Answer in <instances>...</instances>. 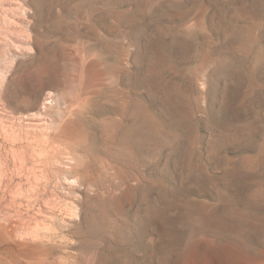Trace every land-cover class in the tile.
<instances>
[{"label": "rangeland", "instance_id": "1", "mask_svg": "<svg viewBox=\"0 0 264 264\" xmlns=\"http://www.w3.org/2000/svg\"><path fill=\"white\" fill-rule=\"evenodd\" d=\"M0 135V200L87 198L51 264H226L205 239L231 230L264 250V0H0Z\"/></svg>", "mask_w": 264, "mask_h": 264}, {"label": "bare ground", "instance_id": "2", "mask_svg": "<svg viewBox=\"0 0 264 264\" xmlns=\"http://www.w3.org/2000/svg\"><path fill=\"white\" fill-rule=\"evenodd\" d=\"M151 9V8H150ZM220 59V58H219ZM255 88V87H254ZM253 90V89H252ZM259 92V91H258ZM253 93V92H251ZM58 102V101H57ZM3 106V105H2ZM31 106V105H30ZM2 108V107H1ZM28 108V107H27ZM32 108V107H31ZM26 109V108H25ZM44 110V109H43ZM65 111V110H64ZM48 112V111H46ZM41 113V111L38 110V112H32L29 113L26 117L27 118H34L37 117V115H39ZM50 114V113H49ZM45 115V114H44ZM62 115V114H61ZM60 115V116H61ZM52 116V115H51ZM62 117V116H61ZM19 118V117H18ZM54 118V117H53ZM55 119V118H54ZM28 120V119H27ZM30 120V119H29ZM24 122V121H23ZM53 122V121H52ZM55 122V121H54ZM57 122V121H56ZM53 123V124H57V123ZM59 122V121H58ZM29 123V122H28ZM19 124V123H18ZM16 125V124H15ZM26 126V125H25ZM29 126V125H28ZM34 126V125H33ZM56 127V126H55ZM59 127V126H58ZM31 128V127H30ZM61 128V126H60ZM53 129V128H52ZM51 129V130H52ZM55 129V128H54ZM53 129V131H54ZM14 130V129H13ZM21 130V129H20ZM31 130V129H30ZM50 130V129H49ZM6 131H9L6 129ZM5 131V132H6ZM42 131V130H41ZM12 132V130H11ZM19 132V131H17ZM21 132V131H20ZM22 133V132H21ZM47 133V132H46ZM54 133V132H52ZM69 133V131H68ZM23 134V133H22ZM30 134V133H29ZM42 134V133H41ZM4 135V134H1ZM0 135V136H1ZM11 135V134H9ZM17 135V134H16ZM26 135V134H25ZM56 135V134H55ZM66 135V127L63 126L59 136V139L57 140L54 136L53 139L55 138L56 140L53 141V139H51L52 144L56 141V145H58L61 140L60 139H64ZM7 136V135H6ZM37 136V135H36ZM35 136V137H36ZM68 136V135H67ZM83 136V134H82ZM5 137V136H4ZM20 137V136H19ZM28 137V136H27ZM38 137V136H37ZM43 137L42 139H44L45 136H41ZM40 137V139H41ZM48 137V135H47ZM2 138V137H0ZM6 138V137H5ZM8 138V136H7ZM46 138V137H45ZM24 139V138H21ZM21 139H18V142L21 141ZM32 139V138H31ZM37 138H35L34 140L36 141ZM47 139V138H46ZM5 140V139H4ZM10 140V139H9ZM8 140V141H9ZM20 140V141H19ZM33 140V141H34ZM50 140V139H49ZM60 140V141H59ZM213 140V139H211ZM7 141V142H8ZM31 141V140H30ZM34 141V142H35ZM48 141V140H47ZM46 143H49L47 142ZM17 142V144H18ZM23 142V141H22ZM28 142V141H27ZM38 142V141H37ZM44 143V140L41 141ZM16 142H14L15 144ZM30 143V142H29ZM212 143V144H211ZM211 145L212 146H217V142L216 140L211 141ZM28 144V143H27ZM25 144V145H27ZM33 143L31 142L30 145H32ZM11 145V144H10ZM13 145V144H12ZM40 145V144H39ZM56 145H53L56 147ZM210 145V146H211ZM6 146V145H5ZM29 146V145H28ZM51 146V145H50ZM70 146V145H69ZM215 146V147H216ZM30 147V146H29ZM27 147V148H29ZM34 147V146H33ZM46 149H48V146H45ZM43 147V149H44ZM24 148V147H23ZM26 148V147H25ZM32 148V147H31ZM40 150L41 147L39 146ZM51 148V147H49ZM54 148V147H53ZM62 147H60L61 149ZM214 148V147H212ZM217 148V147H216ZM59 149V151H60ZM72 149V148H71ZM12 150V148H11ZM23 152L25 151L24 149H22ZM31 149H28V151ZM63 150V149H62ZM7 151V150H6ZM27 151V150H26ZM33 151V150H32ZM35 153H40L44 155H48L50 154V152H47L44 154L41 153V151L38 152V149L35 150ZM51 151V149L49 150ZM22 152V153H23ZM62 152V151H61ZM12 153V152H11ZM10 153V155H11ZM34 153L33 157L36 155ZM60 153V152H58ZM261 153V152H260ZM264 153V151L262 152ZM29 154V153H28ZM64 154V153H63ZM61 153V155H56L52 156L51 160H54L56 162H61L62 158L64 159L65 156ZM4 155V154H3ZM45 155V156H46ZM264 155V154H263ZM21 156V155H20ZM40 156V155H37ZM60 156L62 158H60ZM23 157V156H22ZM26 157V155L24 156ZM67 157V155H66ZM68 157H71L70 155ZM67 157V158H68ZM73 157V156H72ZM36 158V156H35ZM66 158V159H67ZM74 158V157H73ZM72 158V159H73ZM24 159V158H23ZM32 161L35 160L34 158H31ZM37 159V158H36ZM48 159V160H49ZM65 159V160H66ZM77 159V158H76ZM18 160V159H17ZM27 160V159H26ZM49 160V161H51ZM71 160L70 159H67ZM25 161V160H24ZM40 161H41V157H40ZM44 161V159H43ZM75 161V160H72ZM259 161L258 159H255L253 161V164H256ZM28 162V161H27ZM38 162V161H36ZM63 162V161H62ZM61 162V163H62ZM35 163V161L33 162ZM32 163L33 166H36ZM54 164V162H52ZM57 163V164H58ZM59 163V164H61ZM64 163V162H63ZM75 162H72V164ZM38 164V163H35ZM40 164V163H39ZM65 164V163H64ZM62 164V165H64ZM68 164V163H67ZM252 164V163H251ZM23 164H20V166ZM28 165V164H27ZM26 165V166H27ZM49 165V163H48ZM1 166V165H0ZM16 166V165H15ZM40 166V165H39ZM58 166V165H57ZM66 166V165H65ZM18 167V166H17ZM47 167V166H46ZM49 167V166H48ZM54 167V166H53ZM257 167V166H256ZM25 168V166H24ZM68 168H70L68 166ZM73 168V167H72ZM75 168V166H74ZM77 168V167H76ZM19 169V168H18ZM33 169V168H32ZM32 169H31V173L28 172V174H34L36 175V170L34 173H32ZM35 169V168H34ZM53 169V168H52ZM55 169V168H54ZM53 169V170H54ZM65 169V168H64ZM71 169V168H70ZM194 169L196 171H201V166L200 165H194ZM13 170V169H12ZM20 170V169H19ZM24 170V169H23ZM49 170V169H48ZM60 170V169H58ZM28 171V170H26ZM30 171V170H29ZM39 171V170H38ZM42 171V170H40ZM56 171V170H55ZM70 171V170H69ZM69 171H65V173L63 174L64 181H69V182H76V186L77 185L79 187H84L83 184L80 183V180L78 182V178L73 180L72 177H69L68 172ZM12 172V171H11ZM23 172V171H22ZM46 172V171H45ZM57 172V171H56ZM55 172V174H56ZM62 172V171H61ZM71 172V171H70ZM76 172V171H75ZM79 172V171H78ZM77 172V174H78ZM199 173V172H198ZM48 174V173H47ZM22 174H20L21 176ZM24 175V174H23ZM76 175V174H75ZM27 176V175H26ZM32 178L37 177L40 178V184L41 181L45 182V180H47L49 177H45V179L41 180V178L43 177H38V176H34L31 175ZM42 176H44L42 174ZM80 176V174H79ZM30 177V176H29ZM76 177V176H75ZM28 178V176L26 177ZM31 178V177H30ZM29 178V179H30ZM31 178V179H32ZM72 178V181H70L69 179ZM30 179V180H31ZM28 180V179H26ZM29 180V181H30ZM34 180V179H32ZM38 180V179H37ZM36 180V181H37ZM50 180V178H49ZM28 181V182H29ZM35 182L36 186H34V182H32V186L30 185V189L27 195L22 194V196L24 197H18L17 195L12 196L10 199H8L6 201L5 198L0 200V214H2L3 219L2 221H0V264H51L52 262H49V260L53 257V255L55 254L56 251L58 250H62L63 252L66 250V246H68L69 244V236L74 235L76 232H78L79 229V222L80 220L83 218V212H84V206L83 204L86 202V196L82 195V197H80V199H64L63 201H61V197L59 199V197H54L55 199H42V196L39 193L36 194L37 190H39V184L37 185L38 182ZM48 181V180H47ZM52 181V180H51ZM54 181V180H53ZM26 182V181H25ZM60 182V181H59ZM21 183V182H20ZM54 183V182H53ZM64 183V182H63ZM67 184H61L56 182L55 184H53V187L55 189H62L63 186ZM70 184V183H69ZM49 182H45L43 188L45 189L48 186ZM55 185V186H54ZM71 185V184H70ZM2 186V184H1ZM23 186V185H22ZM26 186V184H25ZM28 186V183H27ZM38 186V188H37ZM66 186V185H65ZM64 186V187H65ZM69 186V185H68ZM73 186V185H72ZM71 186V187H72ZM73 186V187H74ZM13 187V186H12ZM5 188V187H4ZM25 188V187H24ZM78 188V187H77ZM76 188V190H77ZM13 189V188H12ZM22 189V188H21ZM26 189V188H25ZM74 189V188H73ZM85 189V188H84ZM7 190V189H6ZM19 190V189H18ZM49 190V189H48ZM75 190V189H74ZM42 188H41V192H42ZM45 191L48 193V191L45 189ZM43 191V192H45ZM42 192V193H43ZM52 192V191H51ZM54 192V191H53ZM46 193V194H47ZM56 194V192H54ZM3 194V193H2ZM45 194V195H46ZM40 195L41 197L37 196ZM43 195V194H42ZM52 195V194H51ZM40 198V200H43V204L42 205H37V209L35 208V204L38 203V199ZM49 197H51L49 195ZM63 198V197H62ZM36 209V210H35ZM207 209V208H206ZM200 210H202L200 208ZM199 210V211H200ZM12 211V212H11ZM206 212V211H205ZM208 213L210 211H207ZM212 212V211H211ZM201 213V212H200ZM231 214V213H230ZM235 217H238L240 219L245 218V219H249L250 216L247 213H233ZM194 215V214H193ZM206 215V214H205ZM214 215V214H213ZM199 218L201 217V215H198ZM196 217V216H195ZM205 217V216H204ZM197 219H199L198 217H196ZM210 217H208L209 219ZM197 219H194V221L192 222L193 228L191 227V229H193L192 232H196V230H200V226L204 225L205 223H201L203 218L201 219V222H198ZM206 221V220H205ZM209 221V222H208ZM208 224L210 223V220H208ZM204 222V221H203ZM213 223V222H212ZM211 223V224H212ZM211 226V225H210ZM206 227V226H204ZM208 227V226H207ZM199 228V229H198ZM197 231V232H198ZM228 235H231V240L230 243L225 244V246H222L220 248H218L219 244H218V239L210 236L207 237V239H205L207 241V243L211 246V252H210V256L218 258L219 256H223V258L225 259L226 264H264V250H260L257 252H254V254H250V250L249 252H247L245 250V246H244V241H245V237L242 231H238V230H231L227 232ZM193 234V233H192ZM191 234V235H192ZM195 236V234H194ZM212 237V238H211ZM68 238V239H67ZM77 238V237H76ZM233 241V242H232ZM74 243V241L72 242ZM247 244V243H246ZM217 246V247H216ZM248 247V246H247ZM247 249V248H246ZM264 249V248H263ZM251 252V253H253ZM66 253V251H65ZM194 253V252H193ZM204 253V252H203ZM67 254V253H66ZM199 255V254H198ZM194 257V255H193ZM201 257V256H200ZM86 262V264H92L93 261V256H87L86 260H84ZM55 264V263H53ZM56 264H76L74 262L73 259L71 260H67V258H63L61 261H59Z\"/></svg>", "mask_w": 264, "mask_h": 264}]
</instances>
